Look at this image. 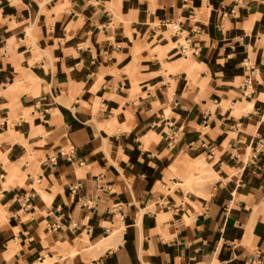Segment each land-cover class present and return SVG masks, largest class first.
I'll list each match as a JSON object with an SVG mask.
<instances>
[{"label":"crops","instance_id":"obj_1","mask_svg":"<svg viewBox=\"0 0 264 264\" xmlns=\"http://www.w3.org/2000/svg\"><path fill=\"white\" fill-rule=\"evenodd\" d=\"M0 264H264V0H0Z\"/></svg>","mask_w":264,"mask_h":264}]
</instances>
